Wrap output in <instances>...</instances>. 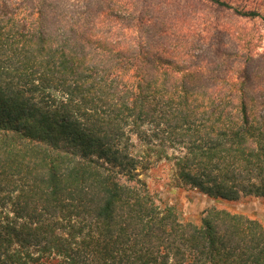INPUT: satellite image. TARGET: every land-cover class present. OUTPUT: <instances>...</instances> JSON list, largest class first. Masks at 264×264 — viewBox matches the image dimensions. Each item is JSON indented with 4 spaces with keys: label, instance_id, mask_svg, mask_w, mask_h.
Here are the masks:
<instances>
[{
    "label": "trees",
    "instance_id": "1",
    "mask_svg": "<svg viewBox=\"0 0 264 264\" xmlns=\"http://www.w3.org/2000/svg\"><path fill=\"white\" fill-rule=\"evenodd\" d=\"M198 2L264 22L263 0ZM241 38L176 0H0V264H264V223L183 221L141 177L154 156L264 200V53Z\"/></svg>",
    "mask_w": 264,
    "mask_h": 264
},
{
    "label": "rangeland",
    "instance_id": "2",
    "mask_svg": "<svg viewBox=\"0 0 264 264\" xmlns=\"http://www.w3.org/2000/svg\"><path fill=\"white\" fill-rule=\"evenodd\" d=\"M184 8L193 6L206 10L207 14L213 21H219L226 24L230 32H239L241 42L245 46L250 42V46L245 49H251V45L258 46L257 51L264 53V22L261 20H241L233 18L230 15H217L204 5L198 4L199 0H176ZM264 1V0H263ZM251 4V3H250ZM261 7L264 12V2ZM254 7V5H249ZM229 44V36H223L217 39V43ZM236 42V40H235ZM234 42V43H235ZM174 151L170 150L169 154ZM149 169L145 170L142 179L146 180L152 194L157 201L163 206H169L175 209L184 220L198 222L209 209L227 211L233 214H245L253 219L264 223V200L257 197L242 198L236 202L214 200L198 191L179 185L175 179V167L172 161L157 157L150 158Z\"/></svg>",
    "mask_w": 264,
    "mask_h": 264
}]
</instances>
